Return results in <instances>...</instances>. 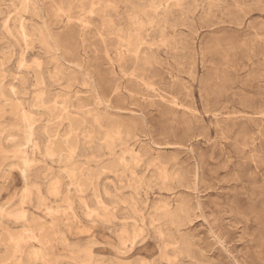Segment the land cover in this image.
<instances>
[{"label":"rangeland","instance_id":"rangeland-1","mask_svg":"<svg viewBox=\"0 0 264 264\" xmlns=\"http://www.w3.org/2000/svg\"><path fill=\"white\" fill-rule=\"evenodd\" d=\"M0 264H264V0H0Z\"/></svg>","mask_w":264,"mask_h":264},{"label":"bare ground","instance_id":"bare-ground-1","mask_svg":"<svg viewBox=\"0 0 264 264\" xmlns=\"http://www.w3.org/2000/svg\"><path fill=\"white\" fill-rule=\"evenodd\" d=\"M24 1V0H23ZM27 1V0H26ZM31 5V4H30ZM35 13V11H34ZM63 13V12H62ZM64 14V13H63ZM136 48V47H135ZM85 70V69H84ZM63 74V73H62ZM83 85V84H82ZM84 86V85H83ZM34 89V88H33ZM38 103H40V99L37 100ZM19 104V102H18ZM39 105V104H38ZM177 106V105H176ZM22 107V106H21ZM18 109V108H17ZM59 109V108H58ZM67 111V109H66ZM65 111V112H66ZM22 113V112H21ZM67 113V112H66ZM66 113H63V109L61 110H56V112L54 114H56L57 116L61 115L62 119L65 118L68 120V125H69V129H68V133L67 135L64 137V138H61L58 134H50V138L48 140V143L46 145V151L47 153L49 154H57L59 157H62V152L63 151H66L68 153H70V155L73 153V150H74V136H75V130H77V120L72 117V116H69L70 114H66ZM22 118L26 119L27 116L23 113L22 114ZM76 116V115H75ZM120 125V124H119ZM129 128V127H128ZM116 131V130H115ZM133 131V130H132ZM47 132H48V129H47ZM129 137V136H128ZM104 143V142H103ZM137 143V142H136ZM152 149V148H151ZM139 153V152H138ZM134 155V154H133ZM143 157V156H142ZM93 159V158H92ZM122 159V158H121ZM24 162H28V159L26 157L23 158ZM116 161V160H115ZM155 161V160H154ZM23 162V163H24ZM112 162V161H111ZM64 163V162H63ZM117 163V162H116ZM113 164V163H112ZM115 164V163H114ZM152 164V163H151ZM104 164H102L101 166H103ZM111 165V164H110ZM109 165V166H110ZM116 167L119 166V163L118 165L115 164ZM160 165V164H159ZM112 166V165H111ZM148 166V165H147ZM156 166V165H155ZM120 167V166H119ZM103 168H106L105 166H103ZM112 168V167H111ZM78 169V168H77ZM108 169V168H107ZM130 169V168H129ZM24 170V169H23ZM101 170V169H100ZM162 170V168H161ZM158 171V170H157ZM68 175L71 179V182L72 184L75 185V187L79 190V191H83L84 188H83V185H85V181H87L88 179L83 177L81 175V173H78L76 171V169H69L68 171ZM133 172V171H132ZM90 178V177H89ZM143 180V179H142ZM174 181V180H173ZM96 183V182H95ZM90 186V185H89ZM85 187V186H84ZM87 188V187H86ZM55 192V191H54ZM23 203V202H22ZM68 213V212H67ZM89 214V213H88ZM26 231L28 230L27 228L25 229ZM24 230V231H25ZM31 232V231H30Z\"/></svg>","mask_w":264,"mask_h":264}]
</instances>
